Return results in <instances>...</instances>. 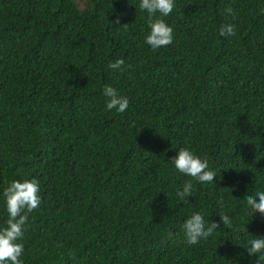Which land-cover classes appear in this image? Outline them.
I'll list each match as a JSON object with an SVG mask.
<instances>
[{
  "label": "trees",
  "instance_id": "trees-1",
  "mask_svg": "<svg viewBox=\"0 0 264 264\" xmlns=\"http://www.w3.org/2000/svg\"><path fill=\"white\" fill-rule=\"evenodd\" d=\"M139 4L0 0V228L4 188L35 178L23 264H257L246 248L264 215L245 197L264 191V0H174L173 42L155 50ZM106 84L125 112L106 109ZM180 148L207 159L211 183L175 169ZM193 212L231 227L187 245Z\"/></svg>",
  "mask_w": 264,
  "mask_h": 264
},
{
  "label": "clouds",
  "instance_id": "clouds-1",
  "mask_svg": "<svg viewBox=\"0 0 264 264\" xmlns=\"http://www.w3.org/2000/svg\"><path fill=\"white\" fill-rule=\"evenodd\" d=\"M174 6V0H140L139 8L148 13L149 32L144 40L153 50L167 47L173 42V29L161 17L170 15ZM225 11L234 17L235 14L231 7ZM112 23L119 24V16ZM219 32L224 37L235 36L236 28L233 24L227 23L220 27ZM124 63L123 59H116L114 62H109L108 67L122 72L125 70L122 67ZM103 95L107 98V110L115 109L121 113L127 110L129 99L120 95L111 85L104 86ZM171 161L176 170L199 183H211L216 177V173L209 169L207 159L194 154L188 148H180ZM39 192V181L35 178L13 180L4 188L3 196L8 217L5 222L6 226L0 228V264H23L21 256L24 253V226L28 221L29 214L40 206ZM190 195H192V181L186 180L183 190L178 191L177 196L184 200ZM245 199L250 209V215L256 212L264 215V191H256L254 194L247 195ZM218 203L222 205L223 201L220 200ZM219 217V221H212L205 227L204 217L199 212H193L182 226L187 245H197L201 239L207 240L220 227L221 223L226 227H231L228 215L221 212ZM248 243L250 246L246 249L249 256L260 254L257 261L259 264L260 260H264V237L252 238Z\"/></svg>",
  "mask_w": 264,
  "mask_h": 264
}]
</instances>
